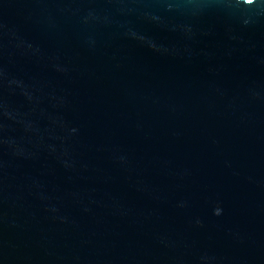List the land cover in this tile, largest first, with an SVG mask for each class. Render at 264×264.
<instances>
[{"label":"water","instance_id":"95a60500","mask_svg":"<svg viewBox=\"0 0 264 264\" xmlns=\"http://www.w3.org/2000/svg\"><path fill=\"white\" fill-rule=\"evenodd\" d=\"M0 264H264V0H0Z\"/></svg>","mask_w":264,"mask_h":264}]
</instances>
